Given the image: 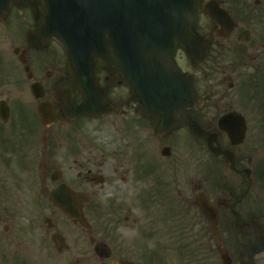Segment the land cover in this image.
Segmentation results:
<instances>
[{
  "label": "flooded vegetation",
  "instance_id": "1",
  "mask_svg": "<svg viewBox=\"0 0 264 264\" xmlns=\"http://www.w3.org/2000/svg\"><path fill=\"white\" fill-rule=\"evenodd\" d=\"M13 3L19 11L21 0ZM198 5L188 29L201 49L193 57L177 42L172 56L201 103L188 109L189 118L214 138V151L182 124L157 131L158 120L131 103L121 72L109 74L105 65L96 75L101 101L110 110L100 120L80 118L103 123L101 144L89 132L68 131L80 119L65 120L58 103L66 72L44 74L36 66L40 49L26 41L29 33L12 48L13 18L0 21V262L42 264L48 248L56 256L77 247L71 252L75 264H85L93 218L100 220V241L110 252L101 259L105 264H243L241 248L261 246L264 0H198ZM41 16H34L30 33ZM13 17L20 26L21 13ZM11 50L26 60L15 69ZM32 86L42 88V98H35ZM40 101L50 103L51 125L39 117ZM70 134L79 138L66 153L72 165L62 172L60 138ZM55 171L60 174L53 176ZM62 183L86 194L81 204L86 227L50 201ZM263 256L244 264H263Z\"/></svg>",
  "mask_w": 264,
  "mask_h": 264
},
{
  "label": "water",
  "instance_id": "2",
  "mask_svg": "<svg viewBox=\"0 0 264 264\" xmlns=\"http://www.w3.org/2000/svg\"><path fill=\"white\" fill-rule=\"evenodd\" d=\"M44 16L34 35L28 37L38 47L55 40L67 59L68 90L80 95L82 102L62 101L68 119L79 116H102L108 105L100 103L101 88L94 76L96 63H105L110 73L121 71L131 89V100L143 113L158 118V127L183 123L193 134L204 135L211 149V139L187 117V107H194L195 97L190 80L184 81L175 70L171 53L178 41L192 54L199 42L187 25L198 11L197 0H26ZM12 0H0V19ZM38 96V95H37ZM44 109H43V108ZM41 118L47 123L48 107L40 105ZM64 108V107H63ZM50 200L62 212L81 225L83 194H73L61 185L50 194ZM53 240L58 243L56 234ZM63 243H61L62 245ZM262 249L245 247L242 256L249 259ZM99 257L109 251L102 243L94 247ZM109 264H129L113 260Z\"/></svg>",
  "mask_w": 264,
  "mask_h": 264
},
{
  "label": "rangeland",
  "instance_id": "3",
  "mask_svg": "<svg viewBox=\"0 0 264 264\" xmlns=\"http://www.w3.org/2000/svg\"><path fill=\"white\" fill-rule=\"evenodd\" d=\"M17 8H19V11L16 10V8L12 9V13H10L9 16H12L13 20L11 22L12 25V38H11V45L12 48L16 47L21 43V40L19 39V36L22 34V36H25L26 32L30 29H32V13L27 8V6L23 3H21ZM17 13H21V21L19 22L17 26L15 23V19L13 15ZM10 19V17H9ZM23 23V26L21 25ZM23 39V37H22ZM24 40H22V43ZM41 59L42 62L37 61V64L35 62V58H32V61L34 62V66L38 65L40 68H42L43 72H46V70H53L63 68L65 66V58L61 51V49L54 43H49L44 50L37 53ZM10 67L11 68H18L20 66L18 60L14 56L12 50L10 51ZM32 56V53H29V57ZM45 74V73H44ZM68 131L74 132V131H81L86 134V132L91 133V137L96 138V143L101 144V132L103 131V123L97 122V121H88V120H79L76 123L70 125V129ZM67 132V131H66ZM79 137H74V135H64L60 138V158H61V168L60 170L63 172L64 170H67V167L71 164V161L65 162L66 159V153L70 148L76 145V141ZM30 174V169H29ZM91 223V232H92V238L93 242L91 246L88 249V262L86 261L85 264H105V261L100 260L98 257L95 256L93 252V246L96 241H100L102 239V234L100 232V226L98 225L100 220H94ZM62 219H60L61 222ZM77 247L74 251H63L59 255L54 256V252L52 249L48 248L47 251L44 252L43 257V263L42 264H72L76 263V259L73 258L74 254L77 252ZM260 263L264 264V256L259 259ZM0 264H6L4 262H0Z\"/></svg>",
  "mask_w": 264,
  "mask_h": 264
}]
</instances>
